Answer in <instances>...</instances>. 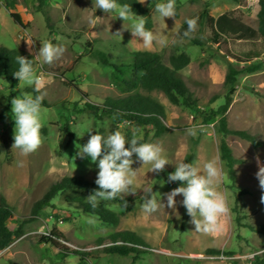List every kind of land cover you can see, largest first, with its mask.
I'll return each instance as SVG.
<instances>
[{"label": "rangeland", "instance_id": "obj_1", "mask_svg": "<svg viewBox=\"0 0 264 264\" xmlns=\"http://www.w3.org/2000/svg\"><path fill=\"white\" fill-rule=\"evenodd\" d=\"M11 1L8 5L6 0H0V45L30 53L37 73L54 74V80L42 89L43 100L49 104H42L41 112L42 128L47 132H41L43 143L39 149L25 157L18 149H12L15 122L11 99L23 93L34 96V88L19 84V81L15 86L9 85L0 64V194L14 214L29 215L33 204L65 176L82 177L95 183L98 163L91 162L90 157L81 159L77 156L80 145L65 133L66 124L77 137L85 140L96 132L107 137L116 130L128 140L133 132L142 139L146 136L145 142L163 146L173 164L166 165L159 174L147 173V167L138 173L141 185L138 189L144 192L153 187V192L161 194V203L165 207L162 205L157 212L147 215L142 212L144 198L131 203L101 201L98 205L120 215L119 224L111 225L80 209L81 202H88V194L75 189L65 190L56 195L50 207L41 210L37 220L24 226V235L0 251V264H251L253 255L264 251V232L261 230L264 226V203L261 202L264 189L260 188L256 177L259 165H264V66L253 73L245 71L264 60V38L257 31L258 0H176L178 15L165 18L167 28L161 30L168 35L176 23L175 32L170 34L166 47L151 49L144 48L142 41L134 39L130 30L123 29L124 22L115 18V12L109 15L95 10L93 0ZM158 2L161 0H146L143 4L152 17L154 31L159 30V24L152 16V7ZM203 10L214 19L225 15L224 30L219 37L213 35L212 24L202 16ZM11 13L19 14L23 26L14 21ZM93 13L101 18L94 28L89 25ZM189 18H197V28L190 37H184L185 30L181 28ZM129 26L126 21L125 27ZM118 30H122V39L113 35ZM56 36L62 39H53ZM44 40L65 48L61 58L50 65L35 58ZM27 41L32 44L31 48ZM88 43L107 52L113 65H103L91 57ZM139 51L156 52L167 65L170 55L187 53L190 63L179 75L195 104L192 107L172 104L160 91L143 90L140 86L142 72L131 65L134 54ZM230 65L240 74L226 114L229 128L244 130L261 142L260 146H253L237 136L226 138L234 157L241 161L235 166V189L230 188L227 168L220 158L219 116L206 119L223 103L224 81ZM68 81L88 96L84 98L76 89L67 86ZM134 94L149 95L164 106L168 127L165 133L155 136L153 129L83 110L86 102L102 104L109 98L120 99ZM189 127H196L195 136L187 134ZM3 140L9 145V154ZM187 154L191 155L190 162L195 160L201 167L213 157H218L222 164L221 190L230 212L221 217L220 230L213 235L195 232L191 217L181 203L182 196L176 197L175 210L167 207L164 194L181 186L178 181L168 182V175L175 168L174 164L184 160ZM132 167L137 169L142 164L136 161ZM237 197L242 225L236 222L234 211ZM10 227L15 229L12 224ZM54 228L63 234V246L85 253L109 246L113 234L130 230L147 242V253L133 261L132 256L98 252L97 257L80 261L77 254L66 255V250L40 241L41 235ZM99 240L104 243L99 245ZM209 250L216 253L210 254Z\"/></svg>", "mask_w": 264, "mask_h": 264}, {"label": "clouds", "instance_id": "obj_2", "mask_svg": "<svg viewBox=\"0 0 264 264\" xmlns=\"http://www.w3.org/2000/svg\"><path fill=\"white\" fill-rule=\"evenodd\" d=\"M144 4L146 0H138ZM93 8L100 9L111 15L116 13L115 18L123 20V29L130 30L134 39L139 40L144 48L151 49L155 46L166 47L170 40V34L164 35L161 31L166 29L165 18L176 17V0H161L153 8V17L159 24V30L146 28L145 16L133 12L131 5L119 4L117 0H93ZM95 13V12H94ZM93 13L94 18L89 19L90 27L94 28L96 21L101 19ZM130 26L125 27V22ZM197 18L186 20L187 30L183 32L184 37H190L196 31ZM122 39V30L115 34ZM53 39L59 41L62 37L56 36ZM30 48L31 43L27 41ZM36 59L42 64H52L61 58L65 48L60 44H54L51 40H44ZM19 65L13 73L19 84L32 86L34 91L40 93L33 96L30 93H23L11 99V112L14 117V144L12 149H18L22 156H28L39 149L43 143L41 129L42 101L44 94L42 89L54 80L52 73H37L33 59L18 55L15 57ZM186 132L190 136L197 134L196 127H189ZM142 138L133 132L132 138L128 140L121 131L116 130L107 137L97 133L90 135L86 144L80 145L77 156L81 159L90 157L91 162L98 163V174L95 180L99 190L93 191L87 197L91 207L95 209L101 201L114 200L117 197L124 198L125 195H135L136 190L141 187L138 180V173L147 167V173L159 174L165 170L166 165L173 164L165 154L163 146L159 143L141 142ZM126 145H130L126 147ZM135 155V160L133 159ZM139 161L142 167L133 169L132 165ZM259 165V158L257 157ZM175 165V170L168 175V182H180L181 186L176 187L169 193L164 194L167 198V207L175 210L177 196H182L183 207L189 217L190 223L195 226V232L203 235H213L220 230L221 217L227 216L230 209L227 200L221 190L224 173L222 164L218 157L206 161L201 167L195 160L192 162L180 161ZM22 166V164H21ZM259 186L264 189V165H259L256 173ZM264 203V195L261 196ZM126 203V202H125ZM161 194L153 192V187L144 189V202L142 212L152 214L161 206Z\"/></svg>", "mask_w": 264, "mask_h": 264}, {"label": "trees", "instance_id": "obj_3", "mask_svg": "<svg viewBox=\"0 0 264 264\" xmlns=\"http://www.w3.org/2000/svg\"><path fill=\"white\" fill-rule=\"evenodd\" d=\"M8 5L12 4L11 0H6ZM119 4H129L132 7L133 12L137 15L145 16L147 21L146 28L152 30L153 20L149 11L139 3L138 0H117ZM258 33L264 38V0H258ZM176 15H178L176 11ZM203 17H207L212 24V31L215 37H219L223 28V22L225 21V15L214 19L207 15V11L203 10ZM11 17L14 21L23 26L19 14L11 13ZM47 19V18H46ZM48 20V19H47ZM182 30H187V24L185 23ZM195 44L198 45L196 41ZM87 50L89 55L96 59L103 65H113L111 62V56L92 44H87ZM21 55L28 59H33L32 55L28 52H19L16 49L9 48L5 45H0V64L3 67L4 77L9 85L15 86L18 83V79L15 78L13 73L18 70L19 65L15 60V57ZM264 56V52H263ZM35 66V61L33 59ZM190 63V57L185 52L178 54H172L169 57V64L162 62L161 57L156 52L151 51H139L136 52L132 58V66L139 69L142 72L140 78V86L147 92L160 91L172 104H183L188 107H192L195 104V99L192 97L186 83L180 77L179 72L184 69ZM264 66V60L255 63L251 67L245 69L248 73L261 70ZM240 71L233 65L228 67V71L225 76L226 93L224 95L223 103L218 106L217 109L212 110L206 119H212L215 116H219L218 120V132L221 136L220 139V158L225 163L227 168V175L230 181V188L236 187V171L235 166L240 164L241 161L236 159L232 153L230 146L228 145L226 138L229 135L237 136L241 139L249 141L253 146H260L261 142L258 139L244 130H233L229 128L227 120V111L232 103L233 96L237 90L238 75ZM67 86L76 89L84 98L88 95L81 92L79 87L71 81H68ZM34 96L38 93L34 91ZM42 104L49 106L44 100ZM84 111H91L96 116L113 119L115 121H125L135 123L139 126H144L154 130L155 136H160L168 130L165 123V109L164 106L152 98L149 95L134 94L120 99H107L102 104H94L86 102ZM65 133L79 145H84L88 140L77 137L70 129L69 125H65ZM42 133H46V128L41 129ZM146 137V136H145ZM143 138L141 142H145L146 138ZM6 147V153L9 154V145L6 140H3ZM135 158V155L134 157ZM191 155L187 154L183 161L190 162ZM175 168L172 170V172ZM75 189L84 192L88 195L93 191L99 190L98 185L93 182H89L82 177H68L65 176L59 181L53 183L43 196L37 200L30 211L29 215L16 216L7 202L6 198L0 194V251L8 248L17 238L24 235V226L38 219L41 210L44 207H50L52 200L57 194L69 190ZM144 198V192L142 189H137L135 195H125L124 198L117 197L113 202H135ZM80 209L87 214L97 217L100 221L111 225H118L120 222V215L108 208L98 205L95 209L91 207L89 202H81ZM234 211L236 213V222L238 225H242V214L240 211V199H235ZM13 225V228L10 227ZM248 227V226H245ZM252 229V228H251ZM264 232V226L261 228ZM64 241V236L56 228L52 229L48 234L40 236V241L43 243H49L52 246L66 250L67 254H77L80 257V261H87V258L97 257L98 252L105 254H118L120 256H132L133 261L140 258L141 255L147 253V242L136 232L130 230H124L113 234L110 238V245L103 247L101 250H92L90 252H77L74 249L63 246L61 241ZM99 245L104 243V240L97 242ZM208 253L214 254L216 251L209 250ZM251 264H264V251L253 255Z\"/></svg>", "mask_w": 264, "mask_h": 264}]
</instances>
